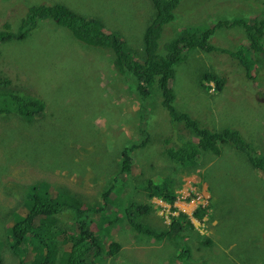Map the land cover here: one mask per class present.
I'll return each mask as SVG.
<instances>
[{"label": "rangeland", "instance_id": "rangeland-1", "mask_svg": "<svg viewBox=\"0 0 264 264\" xmlns=\"http://www.w3.org/2000/svg\"><path fill=\"white\" fill-rule=\"evenodd\" d=\"M262 3L186 0L178 20L166 25L163 41L177 37L184 27L257 15L264 12ZM43 4L98 19L106 31L123 36L142 60L144 33L154 15L150 0H0V28L7 22L17 30L29 8ZM36 23L27 38L0 44V69L47 103L44 114L33 119L0 115V241L8 236L11 216L27 203L30 187L39 182L47 183L52 193L59 188L83 198L88 211L102 205L103 192L114 185L109 214L104 211L90 226L107 248L120 245L119 253L104 264H264V177L245 153L219 144V154L201 152L194 165L171 162L162 151L171 122L161 91L154 88L150 110L141 112L150 142L133 153L132 172L120 175L123 149L141 139L135 78L115 72L107 48L86 47L55 21ZM214 41L231 50L246 44L239 29L220 31ZM250 57L256 77L263 61ZM238 62L228 54L193 51L175 67L174 104L210 129L240 130L264 154V83L247 80ZM207 70L226 77L222 91L204 80ZM182 133L195 143L193 131ZM147 180L172 184L175 203L144 191ZM131 202L153 206L146 216L133 210L128 215L152 230L169 231L172 218L181 213L193 226L179 218L184 239L156 241L129 225L121 205ZM71 228L67 219L57 223V230ZM0 245L4 264H27L9 245Z\"/></svg>", "mask_w": 264, "mask_h": 264}, {"label": "trees", "instance_id": "trees-1", "mask_svg": "<svg viewBox=\"0 0 264 264\" xmlns=\"http://www.w3.org/2000/svg\"><path fill=\"white\" fill-rule=\"evenodd\" d=\"M150 1L154 7V15L144 33L142 60L134 56L128 48L126 39L120 37L119 33L108 32L98 19L77 14L60 5L43 4L29 8L26 18L17 30H14L10 23H4L0 28V44L21 41L28 37L36 22L52 20L62 28L63 26L68 28L74 38L86 47L107 48L111 51L115 72L135 78V93L139 95L142 106L141 111L139 110L141 120L138 123L141 139L123 149L120 175L132 172L133 153L150 142L146 118L141 112H148L155 88V91H161L162 106L171 122L170 132L162 141V151L167 159L181 166H190L197 163L201 152L211 151L219 154V144H229L245 153L252 167L264 177V154L248 142L240 130L210 129L188 113L180 112L175 107L176 95L171 86V81L175 77V67L185 62L188 55L195 50L206 54H228L239 61V65L245 70L247 80L264 83V73L261 74L264 72V12L238 19H214L210 23L184 27L177 37L163 41L166 25L178 20V12L186 0ZM226 29H239L245 36L246 44H240L234 50L220 46L214 41V37ZM252 54L260 56L263 61L258 73L260 75L256 77L251 72L254 63V59L250 57ZM3 68L0 69V115H16L25 119L42 116L47 107L45 99L31 93L28 86L8 77ZM204 80L214 81L220 91L226 84L225 76L209 70L206 71ZM183 131H193L196 136L195 143L186 140ZM146 183L147 186L143 187V190L149 195L169 204L175 203L176 194L172 184L167 181L156 184L152 180H147ZM113 189L114 185L109 186L103 192L102 205L91 206L94 210L88 211L83 198L59 188H55L56 192L52 193L47 183L39 182L30 187L27 203L21 207L20 212L11 216L12 225L8 230V236L0 241V244L9 245L10 250L18 255L20 261L27 264H104L105 258L119 253L120 245L112 243L107 248V241L90 226L92 219L95 220L104 211L109 214L110 206L114 205L111 197ZM121 206L129 225L137 233L156 241L170 239L175 242L173 240L178 238L183 240L185 235L181 233L184 229L179 218L190 227L193 226L190 218L181 213L178 217L172 218L169 231L158 232L128 216L132 210L140 217L146 216L153 210L152 205L131 202L129 205ZM61 218L71 221L72 232L57 230V223L61 222ZM0 264H4L1 251Z\"/></svg>", "mask_w": 264, "mask_h": 264}]
</instances>
